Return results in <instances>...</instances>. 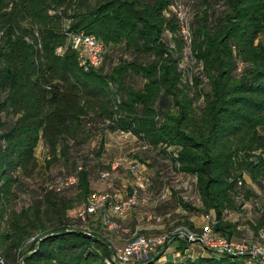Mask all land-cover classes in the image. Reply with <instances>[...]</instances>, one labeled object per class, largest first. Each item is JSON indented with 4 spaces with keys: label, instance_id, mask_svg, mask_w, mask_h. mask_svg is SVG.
<instances>
[{
    "label": "trees",
    "instance_id": "trees-1",
    "mask_svg": "<svg viewBox=\"0 0 264 264\" xmlns=\"http://www.w3.org/2000/svg\"><path fill=\"white\" fill-rule=\"evenodd\" d=\"M170 1L0 0V216L18 190L30 191L28 209H18L14 238L6 242V232L0 235V264H107V242L78 226L77 209L72 217L66 212L90 194L95 162L92 149L81 147L98 130L129 131L140 141L133 159L193 178L199 205L175 189L159 199L154 214L181 204L213 210L212 229L226 237L253 238L264 230V191H258L264 188V0H190V42L202 69L180 61L182 38L167 12ZM67 29L102 42L98 66L77 64L64 44ZM100 119L107 121L102 127ZM39 138L55 160L68 163L61 177L74 174V182L58 189L55 179L26 182ZM149 179L157 193L161 174L155 169ZM245 199L253 219L238 228L235 212ZM225 210L235 216L225 217ZM35 231L34 242L17 253L20 263L12 248ZM191 242L156 244L126 264H251L243 253L198 242L206 251L187 256Z\"/></svg>",
    "mask_w": 264,
    "mask_h": 264
},
{
    "label": "rangeland",
    "instance_id": "rangeland-1",
    "mask_svg": "<svg viewBox=\"0 0 264 264\" xmlns=\"http://www.w3.org/2000/svg\"><path fill=\"white\" fill-rule=\"evenodd\" d=\"M180 44L183 50V57L180 60L181 63H185L186 66H188V69L198 63L199 67L202 69V61H198V59L195 57L193 52L194 50L192 48V42L187 44L181 39ZM197 100L198 98L195 99V102ZM100 121L101 123L99 124V126L101 127L104 125V123L107 122L106 120L102 121V119H100ZM68 144L70 145V147H73L74 141L72 139H69ZM84 144L85 145H82L83 147H81V149H92L91 160L95 162V164L93 165V171L91 173L92 179L89 182L91 188L90 193L109 191L108 188H110L114 193L118 195L125 194L127 192L128 186L134 182L132 171L123 166L122 169L113 171L111 173V176L107 179L100 177L98 172L102 169L101 164L109 163L111 160L115 159L121 160V162L128 166L133 164V166L135 167V161H137V159H133V156L134 152H136L140 147V141L136 139L134 134L130 133L129 131L115 129L112 131H105L104 133L102 132V130H98V133L92 135L91 138ZM74 147L76 146L74 145ZM73 152L75 151L73 150ZM261 152H264V149ZM33 154L35 156V160L34 166L31 170V176L26 177V182L29 183L30 187L35 186L36 184H38V182L46 184L52 179L59 180L60 178H62L61 176L63 174L67 173V171L70 170L67 162L64 163L62 159L55 160L56 156L54 151H49L47 149V145L40 138L37 140L36 145L34 146ZM140 163L141 165L137 164V169L140 173L149 176L154 173L155 169H157L158 173L161 174V178L164 181L163 190L165 191V197L162 199L169 198V196H171L173 194V191L176 189L175 192L177 194L180 193L179 197L182 200H185L190 204L199 205V201L195 199V194L191 189V183L193 182L191 176L177 171L173 167L172 169H168L167 172H164L163 169L156 163H153L151 165H146L143 162ZM247 182L248 185H250L252 188H255V184L248 178ZM75 191L76 189L74 188L68 190V195L73 198L75 195ZM258 191H264V188L262 190L258 189ZM147 195L150 196V198L147 199L146 203L133 206L129 210L122 212L120 215L110 214V217L118 221L119 226L117 228L99 229L100 226L103 227L100 221L99 214L101 208H99L100 210L98 209L95 213L88 216V223L85 224H87L90 229L93 228V230L96 231L95 233H97L102 240L107 242L108 255L110 253V246L114 245L119 247L123 245L137 232H144L146 234L160 233L179 224L188 226L187 222L191 223L190 227L192 229H198V227H200L204 222L202 218V214L204 212H200L197 209L184 207L181 204H176V206L173 207L171 211L168 210L167 212L162 214L160 220L147 219L146 214L159 212L156 211V204H158L159 199L152 186H149V188L147 189ZM29 198V189L23 187L22 189L18 190L16 195H14L11 201H9V203L7 204L6 210L2 212V215L0 216V235L4 231L6 232V242H9V240H12L14 238L16 223L21 217V215L17 214L18 209L22 206L28 209ZM261 198L264 200L263 192H261ZM72 202L74 204V200ZM77 207V205H73L71 208L67 209V214L72 217ZM248 208H250V202L249 199H245L242 203L241 208L237 212H235V215L237 216L239 222L237 225L238 228L248 226V218L251 217L250 220L253 219ZM208 211H212L214 214L213 210L210 209ZM235 215L233 214L230 216L234 217ZM135 225H137L138 227L135 228ZM251 232L252 229L248 227L249 236ZM38 233V231H35L33 234L27 237L24 236V238H21L22 240L18 248L14 250L12 248L13 255L17 257L20 263L21 257H18L19 254L17 255V253L26 250L28 245L34 242L35 237ZM247 239L250 238L247 237ZM203 251L206 250L200 247L196 242L188 243L187 247L184 250L187 256L191 253L198 254L199 252Z\"/></svg>",
    "mask_w": 264,
    "mask_h": 264
},
{
    "label": "built area",
    "instance_id": "built-area-1",
    "mask_svg": "<svg viewBox=\"0 0 264 264\" xmlns=\"http://www.w3.org/2000/svg\"><path fill=\"white\" fill-rule=\"evenodd\" d=\"M167 12L173 14L182 40L189 44L191 40L189 24L190 0H171L167 4ZM64 40V44L75 51L76 62L82 69L99 65L101 61L102 42L93 34L85 32L82 29H67ZM55 49L57 52H60L63 48L58 45ZM108 164L109 169L104 168L99 170L100 177L109 178L110 171L122 165L132 171L134 182L128 186L127 192L123 195L109 191L93 192L88 195L85 204L76 210V216L81 221L78 226L86 232L90 231L89 226L85 224L88 216L95 213L99 208H101V210L99 209V214L102 226L107 229H113L117 228L119 224L116 219L110 217V214L120 215L133 206L146 203L147 199L150 198L147 195L150 179L148 175L138 171L137 164L141 165L138 160L135 161V167L133 164L128 166L118 159L111 160ZM75 180L76 176L69 174L58 180L56 188L58 189L61 185L72 183ZM164 193L165 191L162 187L157 192L158 199L164 198ZM224 215L225 217L230 216V212L225 210ZM161 217L159 214H146L147 219L160 220ZM202 218L204 222L198 229H192L190 226L179 224L160 233H135L123 245L119 247L114 245L110 246V253L105 258V262L107 264H126L130 257H139L152 249L156 244H169L176 238H182L186 241H196L200 245L216 252H227L230 254L243 253L247 256V262L251 264H264V230L261 228L258 229L256 236L250 239L244 237H226L212 229V224L215 222L212 211L204 212Z\"/></svg>",
    "mask_w": 264,
    "mask_h": 264
},
{
    "label": "crops",
    "instance_id": "crops-1",
    "mask_svg": "<svg viewBox=\"0 0 264 264\" xmlns=\"http://www.w3.org/2000/svg\"><path fill=\"white\" fill-rule=\"evenodd\" d=\"M138 226L137 225H135V228H137ZM151 227H156V226H151ZM171 255H172V253H170Z\"/></svg>",
    "mask_w": 264,
    "mask_h": 264
}]
</instances>
